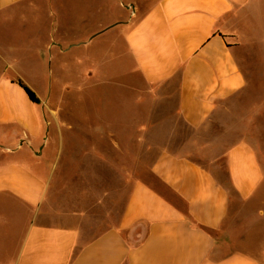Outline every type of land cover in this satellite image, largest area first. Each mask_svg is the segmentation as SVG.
Wrapping results in <instances>:
<instances>
[{"label": "crops", "instance_id": "crops-1", "mask_svg": "<svg viewBox=\"0 0 264 264\" xmlns=\"http://www.w3.org/2000/svg\"><path fill=\"white\" fill-rule=\"evenodd\" d=\"M11 22L26 33V64L52 73L112 34L107 54L124 58L116 73L134 108L147 98L159 113L171 105L183 130L155 149L159 187L135 182L118 224L86 238L47 213V158L64 150L59 113L0 46V264H264V0H0V26ZM89 62L92 93L99 69ZM226 111L237 120L222 181L192 153L216 156L206 137Z\"/></svg>", "mask_w": 264, "mask_h": 264}, {"label": "rangeland", "instance_id": "rangeland-1", "mask_svg": "<svg viewBox=\"0 0 264 264\" xmlns=\"http://www.w3.org/2000/svg\"><path fill=\"white\" fill-rule=\"evenodd\" d=\"M37 36L35 42L40 44L44 36ZM18 38L26 39L19 25L11 22L6 29L0 26V46H7L8 58L22 68L35 93H49V107L57 110L56 117L61 120L64 150L58 157L47 158L53 175L47 199L48 217L55 220L66 215L70 223L80 226L89 238L118 224L135 182L144 181L159 187L150 173L155 149L163 144L173 147L180 140L179 132L183 129L180 130L171 105L159 113L155 99L147 98L140 99L141 105L134 108L131 103L134 93L125 88L121 82L123 76L116 73V69L126 64L124 58L107 54L114 39L112 34L99 38L96 47L77 49L72 55L61 57L66 71L53 73L42 71V66L39 71L36 59L26 64L33 57L24 55ZM119 42L121 44V40ZM89 60H95L99 69L96 70L98 83L92 93L87 87ZM72 61L76 64L70 71ZM108 69L110 73L107 74ZM53 77L57 79L55 84L49 79ZM134 81L129 83L140 84L138 79ZM45 84H50L49 88H44ZM92 99L96 104H91ZM236 118L226 111L222 118L210 124L212 135L206 139L218 141L213 159L192 153L197 162L216 173L222 181H225L224 149L234 140L230 124ZM49 119L46 122L47 125L52 122L48 126L52 129L55 123L51 117ZM54 140L56 142V138Z\"/></svg>", "mask_w": 264, "mask_h": 264}, {"label": "trees", "instance_id": "trees-1", "mask_svg": "<svg viewBox=\"0 0 264 264\" xmlns=\"http://www.w3.org/2000/svg\"><path fill=\"white\" fill-rule=\"evenodd\" d=\"M21 85V87L23 88V90L25 91L26 95L28 96V98L34 102V103H39V99L37 98V96L35 95V93L29 89L28 87H26L25 85L19 83Z\"/></svg>", "mask_w": 264, "mask_h": 264}]
</instances>
